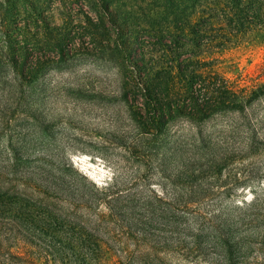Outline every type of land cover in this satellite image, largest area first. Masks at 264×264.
I'll list each match as a JSON object with an SVG mask.
<instances>
[{
  "label": "rangeland",
  "instance_id": "374dc122",
  "mask_svg": "<svg viewBox=\"0 0 264 264\" xmlns=\"http://www.w3.org/2000/svg\"><path fill=\"white\" fill-rule=\"evenodd\" d=\"M196 1L0 0V212L21 215L35 240L47 242L46 224L54 243H78L77 224L93 217L100 262L116 260L106 247L147 245L194 264L175 250L252 200L264 205V31L200 57L251 100L243 111L200 117L177 97L155 114L134 79L136 45L162 66L155 48L196 19ZM252 130L262 144L247 149Z\"/></svg>",
  "mask_w": 264,
  "mask_h": 264
},
{
  "label": "trees",
  "instance_id": "16d2710c",
  "mask_svg": "<svg viewBox=\"0 0 264 264\" xmlns=\"http://www.w3.org/2000/svg\"><path fill=\"white\" fill-rule=\"evenodd\" d=\"M203 1H196L194 21L188 18L178 21L175 25L177 33L170 35L161 46L164 50L155 48L157 54L161 53L159 57L163 59L162 66H152L151 57L146 58L148 63H144L145 54L136 45L135 56L140 64L134 66V79L151 101L155 114H158L159 107L165 106L168 100L177 97L187 99L193 108L192 114L200 117H207L217 105L243 111L251 101L234 93L214 72L207 71L209 63L200 57L244 42L254 32L264 31V0ZM110 26L114 28L111 24ZM110 26L106 23L105 27ZM189 37L191 39H187ZM117 44L124 56L129 58L126 51L128 43ZM189 61L190 65L185 64ZM256 97L258 94L253 93L252 98ZM259 135L258 131L252 130L247 149L262 144L258 139ZM109 210L112 217L111 208ZM71 215L78 218L71 213L68 221L73 218ZM54 217L53 227L56 228L68 215L60 213ZM59 217L61 219L58 222ZM20 218L19 214L6 216L0 212V264H105L94 257L103 248L96 242L99 234L92 228L93 224L89 223L90 220L95 224L97 218L86 219V225L75 222L80 227L76 235L79 234L82 239L69 245L54 243V236L46 224L39 235L47 238V242L35 240L37 230L29 226L26 230ZM221 223L225 224L213 226L208 234L193 238L191 245H184L179 252L175 250L177 255L185 257V261L188 260L185 255L195 256L203 261L194 264H249L248 257L254 251L262 257V262L260 260L257 264H264V248L253 250V245L248 243L252 237L254 240H264V205L259 200L254 199L243 205L236 216L225 218ZM93 238L95 241H92ZM105 250L115 257L112 264H174L171 254L153 246L106 247Z\"/></svg>",
  "mask_w": 264,
  "mask_h": 264
}]
</instances>
